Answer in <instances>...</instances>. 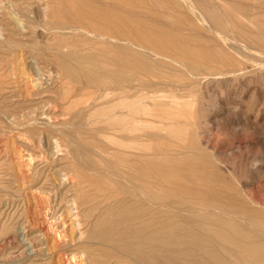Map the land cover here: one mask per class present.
<instances>
[{
  "label": "rangeland",
  "instance_id": "1",
  "mask_svg": "<svg viewBox=\"0 0 264 264\" xmlns=\"http://www.w3.org/2000/svg\"><path fill=\"white\" fill-rule=\"evenodd\" d=\"M18 1L0 0V27L2 24L5 27L3 35H0L2 37L0 38V264H116V262L130 264L119 255L107 262L95 261L97 259L94 256L99 252L94 245L97 246L98 242H93L87 237L93 222L92 215L95 212L91 217L87 216L88 218L75 219L73 215L64 217L65 233L60 231L62 233L58 237L52 231V227L50 228V208L56 207L57 203H63L69 205L73 213L78 210L74 207L76 206L74 203H82L84 198L88 199L86 203H115L113 198L104 202L105 194L108 195L115 190L123 194L131 188L135 189V193H140L142 188L139 185L116 178L112 167L117 163L118 158H128V153L153 154L162 143L165 153L169 152L170 154H167L170 156L173 154L174 158L190 159L193 168L202 175L199 180L188 183L185 182L184 177L178 175L177 170L171 172L169 169L172 175L171 181L182 182L177 192L181 199L184 198L183 203H245V206H254L264 215V71H262L264 62L258 65V62L256 64L251 62L244 68L245 71L228 73L231 75L227 77L224 76L227 74L221 75L223 77L213 75L214 79L212 78L211 81L206 78H192L180 65L152 67L155 70L151 75L138 72L136 74L138 81H134L136 85L133 89L138 91L137 94L147 97L146 103L150 104V113H152L151 116H146L147 120L158 125H172L174 130L171 128L173 131L171 134L166 135L164 131H160L161 134L157 135L154 130L147 129L148 132H145L149 134L148 139L140 142L146 143L149 151L146 149L136 152L129 148L123 149L115 140V137L121 138L119 134L122 133L112 134L106 126L88 117L89 109L85 108L84 104L91 95L89 90L94 89L73 78H64L59 70V62L56 59L59 53L82 52L87 48L70 44L69 33L59 34L52 30L59 20L56 11L62 0ZM138 1L140 4L133 8V13H137L134 14L135 16L142 15L139 14L141 9H149L157 14L158 21L163 20L161 16L166 17L170 14V11L159 8L151 0ZM233 1L242 2L243 7H254L252 11L247 10L249 13L243 10L245 15L264 14V0ZM235 19H233L234 27L237 29L240 22L238 18ZM243 26L252 33H260L264 36V22L243 24ZM234 34L238 32L235 30ZM61 35L65 38L60 39ZM17 54L22 55L24 60L19 61ZM28 55L34 58L36 62L33 63L34 65L28 62ZM164 60L167 64L171 63L167 58ZM149 63L152 65L153 60ZM69 64L73 67L75 62L71 60ZM256 65L258 68L261 65L262 70L259 68L261 70L259 71ZM26 72L33 74V78L40 83L41 89H38L43 92L38 96L43 95V99L51 100L58 105H48L43 109V112L50 116V120L46 119V114L29 111L32 116L28 110L27 112L23 110L27 118L23 115L22 108L29 105L30 100L34 98L26 91L30 90ZM218 76L220 78H217ZM142 78L147 79L145 84H137ZM203 79L206 83L202 81ZM99 87H101L100 83ZM141 90L146 92L143 94ZM150 92L152 96L149 95ZM84 95L88 96L84 97ZM76 97L80 98L76 99ZM156 98L158 101L163 98V101L158 102ZM149 100L151 101L148 102ZM99 103L105 104L107 101H99ZM158 105H164V111ZM192 112L196 117H193L194 120ZM28 114L31 116L29 117ZM154 114L162 115L155 117ZM31 127L38 128L42 133L32 131ZM73 148H77L74 154L71 153ZM73 165L80 166V170L84 173L70 174L75 182L80 181V185L68 181L60 185L64 173L71 170ZM181 173L185 175L186 170H181ZM212 173H216V178L209 176ZM101 174L104 181L122 182L113 188L107 185L106 190L100 193L99 185L105 183L103 179L100 183ZM138 175L140 178L146 176L145 178L148 179L147 193L155 195L160 190L162 179L159 175L148 169L138 171ZM199 190H201L199 194L204 193L201 197L203 200L196 195V191ZM149 198L150 203H159V200ZM77 220L79 224H76ZM54 226H58V230H61L63 224L57 222Z\"/></svg>",
  "mask_w": 264,
  "mask_h": 264
},
{
  "label": "bare ground",
  "instance_id": "2",
  "mask_svg": "<svg viewBox=\"0 0 264 264\" xmlns=\"http://www.w3.org/2000/svg\"><path fill=\"white\" fill-rule=\"evenodd\" d=\"M152 1L159 8L170 11V14H167L166 17L161 16L163 20L158 21L157 14L149 9H141L139 14L142 15L135 16L134 14L137 13H133V8L140 4L138 0H62L56 11L59 20L52 29L59 34L69 33L71 35L69 37L70 44L87 47L82 52L70 51L59 53V55L57 53L58 58L56 59L64 78H73L77 82L85 83L94 89L93 91L86 89L91 94H88L90 96L84 104V107L89 109L88 117L106 126L112 131L110 132L112 134L122 133L119 134L121 138L115 137V140L123 149L129 148L140 152L148 149L146 143L140 142L148 139L147 129L154 130L157 135L161 134L160 131H164L167 135L173 133V128L172 125H158L147 120L146 116L152 115L149 108L150 104L147 105L146 103L147 97L137 94L138 91L133 89L136 85L134 81H138L136 79L138 72L151 75L152 71L155 70L152 67L163 65L170 67L177 65L179 67L180 65L192 78H206L211 81L215 75L223 77L221 75L227 74L224 75L227 77L231 75L228 73L243 71L251 62H255V64L258 62L257 65L264 62V36L260 33H252L243 26V24L252 25V23L261 24L264 22V14L253 13L248 16L242 12L243 10L247 12L249 9L252 11L251 9L254 7H243L242 2L233 0ZM37 5L40 6V4ZM23 10L25 9L23 8ZM37 10L39 9L37 8ZM235 18H238L240 22L237 29L234 27ZM10 29L12 28L10 27ZM4 30L5 27L2 24L0 27L1 36ZM235 30L238 32L236 35L234 34ZM64 38V35L60 36V39ZM28 56V62L36 63L34 58L30 57L31 55ZM17 57L19 61L24 60L22 55ZM163 58H167L168 62L171 63L167 64V61L165 63ZM71 60L75 62L73 67L69 64ZM150 60H153L152 65L149 63ZM257 65L256 68H258ZM260 69L262 70V67ZM260 69L259 71H261ZM32 75L30 73L26 75L30 89L26 91L29 96L34 98L21 111L26 110L27 112L28 110V113L43 115L46 114L43 112L45 106H56L57 104L51 100L43 99V95L38 96L43 91L39 90L41 89L39 88L40 83ZM146 80L142 78L137 84L144 85ZM202 81L205 82L204 79ZM99 83L101 87H99ZM195 83L197 84V82ZM199 84L201 85V83ZM84 87L86 86L84 85ZM142 92L143 90H141ZM149 95L152 96L151 92ZM86 96L84 95V97ZM80 97H76V99ZM157 98L155 100L158 101ZM161 100L163 101V98ZM99 101H107V103L103 104ZM164 105L158 106L164 111ZM30 114H28L29 117L33 116ZM19 115L22 114L19 113ZM25 117L27 118V116ZM193 117H195L194 114L192 119ZM47 118L50 120V116L46 114ZM159 118L163 119V117ZM31 130L38 132V134L42 133L35 127H31ZM182 144L184 145L183 142ZM163 145L164 143L150 155L144 152L135 153L136 155L128 153V158H118L117 163L112 167L116 178L122 179L123 182L127 181L139 185L142 188L140 193H135V189L131 188L130 191L127 189L126 193L123 194L119 190H115V192L102 196L104 202L113 198L115 203H86L88 199L84 198L82 203H74L76 205L74 207L79 211L75 210L73 213H71L69 205L63 203H57L56 207L50 208V228L52 227L55 235L59 237L62 233L60 231L65 233L66 219L63 220L64 217H72L73 215L75 219H79V217H91V214L95 212L92 215L93 222L87 237L93 242H98L97 246L94 245L99 252L97 256H94L98 263L107 262L119 255L130 264H264V215L254 206H245V203H183L184 198L181 199L177 192L182 182L171 181V172L177 170L178 175L184 177L185 182L188 183L199 180L202 175H199L200 173L193 168L190 159L174 158L173 154L170 156L169 152H167L169 154L165 153L166 150L163 149ZM73 149L72 154L76 153L77 148ZM179 149L181 150V148ZM31 154L29 155L31 156ZM143 169L152 171L162 179L161 188L159 191L155 189L157 191L155 195L146 191L149 186L146 176L140 178L138 175V171ZM183 169L186 170L185 175L181 173ZM71 173L84 174L80 170V166L73 165L71 170L64 173L60 185L66 181L75 183L77 186L80 185V181L75 182L74 177L70 175ZM102 175L99 177L100 183L102 179L105 180ZM209 176L216 178V173ZM122 181H114L113 183L104 181L102 186L99 185V192L105 191L107 185H111L113 188L120 185ZM200 192L201 190L196 191V195L202 199L204 193L199 194ZM166 196L170 199H167ZM75 197H77L76 194ZM149 197L159 200V203H150ZM57 222L63 224V230H58V226H54ZM76 224H79L78 220ZM47 230L49 231V229ZM72 257L75 258V256Z\"/></svg>",
  "mask_w": 264,
  "mask_h": 264
}]
</instances>
